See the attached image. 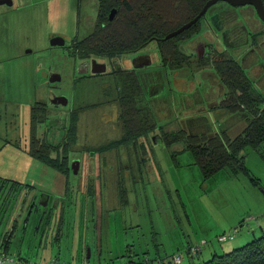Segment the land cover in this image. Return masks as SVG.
Instances as JSON below:
<instances>
[{
	"label": "rangeland",
	"instance_id": "rangeland-1",
	"mask_svg": "<svg viewBox=\"0 0 264 264\" xmlns=\"http://www.w3.org/2000/svg\"><path fill=\"white\" fill-rule=\"evenodd\" d=\"M48 1L52 2L21 0L14 18L2 21L12 29L0 24V181L15 182L19 192L17 197L9 194L0 218V240L13 224L16 227L10 254L31 262L57 258L63 264H82L83 248L84 252L90 250L92 264H146L145 258L153 260L148 264H173V255H181L182 264H201L259 238L264 233V153L251 148L242 151L246 174L227 169L205 178L190 154L183 151L185 141L179 134L185 131L211 137L223 130L233 139L244 129L243 116L221 107L229 104V97L222 95L224 90L213 73V63L218 59L237 60L254 87L264 93V24L248 7L236 16L220 4L209 11L210 18L199 23L195 33L182 40L180 49L185 58L180 69L170 67L164 77L165 72L157 70L154 62L156 68H150L149 77L143 79L150 99L137 101L141 117L167 133L179 134L180 141L170 147L154 144L146 152L138 149V156H143L139 160L145 162L138 165L140 170L129 185V205L121 207L111 201V196L109 200L101 198L100 221L94 215L93 202L79 205L74 196L77 177L71 176L68 188L72 197L66 195L61 200H67L63 204L64 225L58 228L56 223L52 233L48 230L43 234L45 228L39 219L45 214V206L39 204L38 192L52 191V172L23 152L30 139L31 107L38 102L42 111L46 109L36 118L43 123L37 125L36 135L50 127L53 134L47 138L52 143H57L68 112L81 107L73 149L85 144L100 147L122 135L119 125V129L114 128L115 114L113 118L111 115V109L118 108V98L114 99L118 84L111 76L114 65L129 67L123 63L125 58L107 59L106 76L78 79L79 61L65 48L92 31L97 0ZM58 3L61 11H57ZM178 5L172 1L168 6L179 11ZM185 8L181 5L182 20L188 15ZM246 33L253 35L254 41H249ZM55 37L62 39L65 48L51 47ZM149 47L157 59L155 45ZM201 48H207L202 55ZM49 73L61 77L53 87L46 83ZM132 84H126L128 91L137 95ZM48 91L61 93L69 100L68 105L46 108ZM173 153L177 154L174 158ZM255 179L258 186L253 183ZM5 189L0 195L8 193ZM26 196L28 205H34L29 213ZM74 207L81 211L77 218ZM24 219H28L26 223ZM79 219L80 225L76 223ZM234 229L233 240L217 242L218 236ZM202 241L206 245L201 246L200 253L188 257L187 247ZM128 246L147 252L134 256L126 251ZM159 259L162 263L157 262Z\"/></svg>",
	"mask_w": 264,
	"mask_h": 264
},
{
	"label": "trees",
	"instance_id": "trees-1",
	"mask_svg": "<svg viewBox=\"0 0 264 264\" xmlns=\"http://www.w3.org/2000/svg\"><path fill=\"white\" fill-rule=\"evenodd\" d=\"M172 1L180 3V5H178L179 11L172 10L168 6L172 4ZM207 1L209 0H165L164 2L162 0H100L96 14V32L81 40L75 38L76 40L72 42L69 48L71 57L81 60L95 56L111 58L117 54H127L132 50H136V48L142 44L149 42L156 45L158 50L159 68L168 70L170 67L175 68V64L181 65L182 67V61L185 57L182 52L176 50L175 44L183 39H187L186 37L195 33L199 29V23L205 19L201 18L177 37L175 36L166 40L165 36L176 31L196 17ZM163 3H165L164 6ZM181 5H183V8L186 6L185 11L188 15L185 20H182L183 12L181 11ZM113 9L116 11V16L113 21L110 22L108 20V15ZM189 14H191V17ZM148 17L150 18L149 28L143 31V25L148 21ZM246 37L249 41L250 39L254 41L253 35L246 33ZM213 67L214 75L225 88L226 93L224 97L226 95L229 97V104L223 103L221 107L232 115L237 114L243 116L246 125L241 133L233 139L224 131L215 133L211 137H207L206 135H188L185 134V131H180L181 140L185 141V148L183 151H187L190 154L194 164L198 166L205 178L227 169L240 171L246 174L242 151L246 148H251L257 152L259 151L258 153H264V93L259 92L254 87L252 81L246 76L239 62L234 58L226 60L218 59L214 61ZM116 73L120 74L119 71ZM123 84L127 83L124 82ZM125 93L126 94L120 98V104L123 109V114L127 117L132 111L134 113V98L127 91H125ZM34 107H31V114L34 116H32L30 120L29 128L32 153L35 156L38 155L37 158L44 163V166L57 169V161L49 160L45 157L48 155L47 145L40 144L39 153H36L34 150L38 143L35 135L36 118L39 114L43 115L41 112L44 113L45 111H42V106H39V103H36ZM75 121L76 118L74 114H72V132L75 130ZM136 125L137 123L135 120L129 121L125 126L124 135L119 142H112L106 147L99 148L98 150L104 151L122 143H130L135 137L137 131ZM179 134H174L173 132L168 133L166 136V146L170 147L180 141L178 140ZM176 155V153H173L172 157L174 158ZM43 157L46 159H43ZM257 181L259 180L255 179L253 183L258 186L259 183ZM0 185V192H2L5 187V191L8 189V193L0 195L1 218L7 206L5 203L9 199V194L14 193V197H17V193L19 192L18 189H15V182L1 180ZM123 187L125 188V186ZM126 195L127 192L124 191L118 193V197L124 200V202L121 201L123 204L127 203ZM85 198L90 201L91 198H93V193L90 195L88 194L87 197L81 196V199H83L82 205H85ZM25 199L27 206L29 197L26 196ZM78 199H80V196ZM33 209V203L29 204L27 207L28 213L30 210L33 211ZM74 210L75 218L79 217L81 215L80 209L74 207ZM27 220L28 219H24V223H26ZM51 220H53L52 225L50 224ZM80 222L81 220L79 219L76 223L80 225ZM39 223H43L42 226L45 228L43 234L49 231L52 233L51 229L56 226V223L58 224V228L64 225L63 218L61 219L50 214L42 216L39 219ZM15 228L13 224L10 231L4 232L1 237L0 250L6 254H9L11 251V239L13 238ZM23 228L25 229V227ZM59 233L60 230L58 229L57 234ZM204 245H206V243ZM189 248L190 246L187 247L186 254L188 257H193L188 253ZM80 254V261L86 259L87 253L86 251L84 252L83 248L80 249ZM17 255L20 259L27 260L22 258L19 254ZM132 255L136 256L135 254ZM173 256H171V260ZM180 257L182 260L181 255ZM47 260L45 259L44 261ZM98 261H100V258H98ZM152 261L153 260L148 259V263ZM159 261L162 263L161 259L157 260V262ZM129 263L139 264L134 262ZM142 263H144V261H142ZM201 264H264V233H262L259 238L252 240L240 248H235L229 253H225L221 256L214 255L211 260Z\"/></svg>",
	"mask_w": 264,
	"mask_h": 264
},
{
	"label": "flooded vegetation",
	"instance_id": "flooded-vegetation-1",
	"mask_svg": "<svg viewBox=\"0 0 264 264\" xmlns=\"http://www.w3.org/2000/svg\"><path fill=\"white\" fill-rule=\"evenodd\" d=\"M100 0H97V7H96V14L98 11V4ZM262 4L263 1L261 0ZM220 4L224 9L227 10V13H231V15L234 13L237 16V12L239 14L242 13L243 9H246L248 7V10L252 13V15H255L257 17L256 11L252 6L246 5V6H239V7H232L226 2H217L208 10L206 11L205 15L202 17L203 19L207 20L210 18L209 11L213 9L216 5ZM264 8V4H263ZM110 14L108 15V20L111 22L113 21L114 17L110 20L109 19ZM212 17V16H211ZM236 18V17H235ZM258 18V17H257ZM149 22L150 18L148 17V21L144 23L143 31L146 28H149ZM262 23V22H261ZM96 17L93 23V28L92 31L88 34L91 35L95 33L96 31ZM174 32V31H173ZM177 37V36H176ZM86 38V37H85ZM156 42V41H154ZM72 44V43H71ZM70 44V46H71ZM150 44L152 43H144L136 50H132L129 53L125 54H117L111 58L105 57V56H95L94 58L90 57L88 59H75L79 61V68L78 72L80 77L78 79H83V78H95V77H101V76H106L107 75V59H111L113 61L119 60L121 58L124 59V64L127 62L129 64V67L127 68H122L121 66L116 64V68L114 65V69L112 70V80L118 84V86L115 88V100L116 97L118 98L117 103H118V108H115L114 110L111 109V115L113 118V114H115L114 122H116L114 128H118V125L120 129L122 130V135L110 142H107L106 144L100 146V147H89V144H85L86 146H82L80 149H73L76 141H77V122L79 120L80 113H82V108L79 107L77 109H71L68 112V118H67V123L62 126L61 132L59 133V139L57 143H52L49 142V138H47V135L53 134V129L48 127L46 132L43 131L40 135H36V140L38 141L36 147L34 150L36 153H39V145L40 144H45L48 146V155L45 157L48 158L49 160L57 161V169H54L53 167H47L51 169V176L50 179H52V191L48 192L45 190L39 191V204L41 206H45V216L47 214L54 215L55 217L63 218V204L67 202V200L61 201L63 196L68 195L69 199L72 197V191L69 190L68 184H70V177H77V183H76V192L74 196H77V201L78 203H82L83 199H81V196H88V194L93 193V198H91L90 201H88L87 198L84 200L88 201L89 203L93 202L94 205V215H97L100 221L101 215L99 213V202H102L103 197H107L109 200V197L111 196V201H114L115 203L118 202L119 205L122 206H128L129 205V195H131L132 189L129 188V185H133V181L135 179V176L137 175V171L140 170V165L141 163H144L145 160L141 161L142 157L138 156L139 150H143V152H146V148L150 147L151 145L154 144H164L166 146V136L168 133L166 131H163L161 128L156 127L155 124L150 125L146 118L141 117L140 109L137 106V101L143 100L147 101L150 99V93L148 94V88L146 85L143 83L144 77L147 78L149 77L148 74L151 73L150 68H153L154 62H156L157 67L159 66V59L155 57V54L152 53L150 49ZM182 44V41L177 42L175 44L176 50L179 52H182L180 49V45ZM65 48L62 39L60 37H55L54 40L51 42V47L52 48H65L68 50V55L71 57L69 48ZM149 47V49H148ZM211 47V46H210ZM207 48H201V55L202 52ZM155 50L157 53V48L155 45ZM205 53V52H204ZM205 55V54H204ZM158 57V54H157ZM203 57V56H202ZM96 61L98 64H104L106 67V70L104 73L97 74L92 72V62ZM155 67V66H154ZM156 68V67H155ZM175 68L180 69L181 65L175 64ZM157 70H160L161 72L164 71V77L168 76L167 69L163 68H156ZM120 72V74L116 72ZM147 73V74H146ZM55 75V74H53ZM57 75V74H56ZM52 73H49L47 77V84L50 87H53L56 83L58 82H50ZM61 81V77H60ZM59 81V82H60ZM126 82L127 84H132L131 82L135 83L134 89L137 90V95L130 93L128 91V86L126 84H123ZM222 89L224 90V95L226 93L225 88L221 85ZM109 89V88H108ZM112 91L111 89H109ZM127 91L129 94H131L134 98V113L133 111L129 116H125L123 114V109L120 104V98L123 96ZM112 94V93H110ZM63 95L61 93H56L54 94L52 91H48V94L45 98V103L44 106L46 108L48 107H53L57 108L60 106H67L69 100H66L65 105H54L51 104L50 101L53 99L57 102H63L65 101L63 99ZM66 99V98H65ZM38 103V102H37ZM144 103V102H143ZM146 104V103H144ZM46 110V109H45ZM137 112V113H136ZM74 114L76 121H75V130L72 132V124H71V115ZM135 120L137 125H136V133L134 139L128 143H122L119 144L115 147H112L111 149H107L104 151H99V148L106 147L110 143L114 142H119L121 138L124 135V130L126 124L131 121ZM42 120H39L36 124V127ZM43 124V123H42ZM159 128V129H157ZM52 130V131H51ZM37 131V129H36ZM223 131V130H222ZM30 136V134H29ZM25 144L23 143V146ZM167 147V146H166ZM24 155L26 157H30L32 160H35L37 163L40 165L44 166V163L39 160L38 155L35 156L32 153V148L30 144V139H28V144L27 148L23 149ZM43 157V159H46ZM86 162H88V165L86 166ZM87 167V169H85ZM75 169V172H74ZM47 170V169H46ZM47 175V173H46ZM83 181V182H82ZM82 182V183H81ZM59 185V187H56ZM125 186V188L123 187ZM58 188L60 191H58ZM108 188V189H106ZM106 193H102V192ZM127 192V198H126V204L121 203V201L124 202L122 198L118 197L119 192ZM80 196V199H78ZM70 202V200L68 201ZM103 202H107V200H103ZM81 205V204H80ZM129 248L126 247V251L131 254H139V253H145L147 252V249L141 250L140 252H136L133 249V246H128Z\"/></svg>",
	"mask_w": 264,
	"mask_h": 264
},
{
	"label": "water",
	"instance_id": "water-1",
	"mask_svg": "<svg viewBox=\"0 0 264 264\" xmlns=\"http://www.w3.org/2000/svg\"><path fill=\"white\" fill-rule=\"evenodd\" d=\"M220 1L226 2L227 4H229L232 7H239V6H246V5L252 6L254 8V10L256 11L258 19L264 24V8H263V4H262L261 0H209L205 3L202 10L198 13V15L196 17H194L188 23L181 26L176 31L166 35L165 39L166 40L171 39L175 36H178L183 31L189 29L192 25H194L196 22H198L205 15L208 8H210L211 6H213L214 4H216L217 2H220ZM115 13H116V11L114 9L111 10L110 16H109L110 20L114 17ZM105 70H106V67L104 64H98L96 61L92 62V72L93 73L101 74V73H104ZM59 81H60L59 75L55 74V75L51 76L50 82H59ZM63 99L65 100L63 102H57L53 99L52 101H50V103L54 104V105H58V104L65 105L66 99L65 98H63ZM74 172H75V169H74ZM86 253H87L86 259L88 260L90 258V250L87 249Z\"/></svg>",
	"mask_w": 264,
	"mask_h": 264
},
{
	"label": "built area",
	"instance_id": "built-area-1",
	"mask_svg": "<svg viewBox=\"0 0 264 264\" xmlns=\"http://www.w3.org/2000/svg\"><path fill=\"white\" fill-rule=\"evenodd\" d=\"M237 233V230L234 229L233 232L231 233H224L220 236L217 237V240L219 243H223L227 240H232ZM205 244L204 241H202L199 245L190 247L188 250V253L190 256H196L197 254L200 253L201 246ZM172 261L174 264H181V257L179 255H174L172 257ZM160 262V261H159ZM145 263L148 264V259L145 258ZM161 263V262H160ZM0 264H63L61 263L57 258H50L47 261H41V262H31L29 260H23L18 257V255L14 254H6L3 251L0 250ZM82 264H92L90 261L87 259H83ZM127 264V263H126Z\"/></svg>",
	"mask_w": 264,
	"mask_h": 264
},
{
	"label": "crops",
	"instance_id": "crops-1",
	"mask_svg": "<svg viewBox=\"0 0 264 264\" xmlns=\"http://www.w3.org/2000/svg\"><path fill=\"white\" fill-rule=\"evenodd\" d=\"M21 0H0V24L2 27L6 26L8 28V30L12 29L10 27V25L8 24H4L2 23V21H7L9 22L10 19H13L14 18V14L17 12L16 10H18V3L20 2ZM31 1V0H29ZM47 2H52V1H48ZM57 11L61 9L60 8H63L61 3L57 4ZM29 128H30V124H29ZM7 227V225H5V228ZM49 260L50 258H46V260Z\"/></svg>",
	"mask_w": 264,
	"mask_h": 264
}]
</instances>
